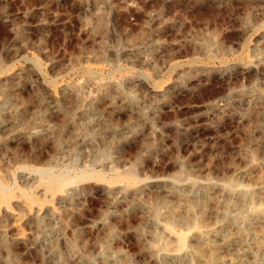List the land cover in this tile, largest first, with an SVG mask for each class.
I'll return each instance as SVG.
<instances>
[{
	"label": "rangeland",
	"instance_id": "rangeland-1",
	"mask_svg": "<svg viewBox=\"0 0 264 264\" xmlns=\"http://www.w3.org/2000/svg\"><path fill=\"white\" fill-rule=\"evenodd\" d=\"M0 264H264V0H0Z\"/></svg>",
	"mask_w": 264,
	"mask_h": 264
},
{
	"label": "bare ground",
	"instance_id": "bare-ground-1",
	"mask_svg": "<svg viewBox=\"0 0 264 264\" xmlns=\"http://www.w3.org/2000/svg\"><path fill=\"white\" fill-rule=\"evenodd\" d=\"M89 175H90V174H89ZM93 175H94V174H93ZM95 177H96V176H95ZM100 177H101V176H100ZM57 192H58V190H57ZM52 193H54V192H52ZM52 195H53V194H52ZM52 195H51V197H53ZM54 195H55V194H54ZM24 196H25V194H24ZM5 197H6V196H5ZM27 197H29V196H27ZM25 198H26V197H25ZM27 199H29V198H27ZM32 199H33V198H32ZM32 199H31V200H32ZM49 200H50V199H49ZM37 201H38V200H37ZM31 202H33V201H31ZM35 202H36V201H35ZM39 203H40V202H39ZM169 227H170V226H169ZM186 232H187V231H186ZM183 233H184V232H183ZM180 236H182V235H180ZM183 244H185V242H184ZM183 247H184V246H183ZM186 249H187V248H186ZM190 261H191V260H190Z\"/></svg>",
	"mask_w": 264,
	"mask_h": 264
}]
</instances>
